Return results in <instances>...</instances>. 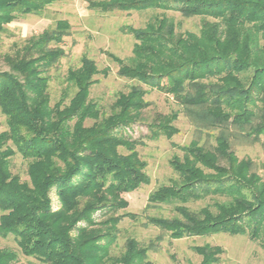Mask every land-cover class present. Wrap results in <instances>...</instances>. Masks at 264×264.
<instances>
[{
	"label": "trees",
	"instance_id": "16d2710c",
	"mask_svg": "<svg viewBox=\"0 0 264 264\" xmlns=\"http://www.w3.org/2000/svg\"><path fill=\"white\" fill-rule=\"evenodd\" d=\"M56 1L0 0V34ZM88 7L162 13L143 27H124L134 38L130 56L107 53L117 75L131 81L115 93L108 112L90 97L96 76L108 69L87 55L67 70L66 91L51 103L48 73L65 55L68 20L4 54L9 69L0 70V237L12 235L19 251L0 248V264H14L20 253L36 264H150L153 241L128 237L118 254L110 248L120 221L138 220L136 213H117L128 206L123 194L150 182L137 149L145 141L125 128L143 123L149 139H171L179 131L180 110L145 117V96L153 89L170 95L197 130L216 134L213 142L173 143L181 152L169 160L175 176L147 197V207L170 204L171 214L146 215L145 224L172 239L225 233L264 247V160L235 151L238 141L264 149V0H89ZM166 11L200 17L199 30L177 31ZM16 154L28 162V179L11 171ZM54 188L57 209L51 206ZM196 201L206 202L188 205ZM102 210L105 217L97 220L94 214ZM192 248L198 264H217L224 252L210 243Z\"/></svg>",
	"mask_w": 264,
	"mask_h": 264
},
{
	"label": "rangeland",
	"instance_id": "374dc122",
	"mask_svg": "<svg viewBox=\"0 0 264 264\" xmlns=\"http://www.w3.org/2000/svg\"><path fill=\"white\" fill-rule=\"evenodd\" d=\"M89 0H58L40 15L28 14L7 24L5 31L0 34V70H8L4 61V54L12 53L15 45H20L31 34H38L44 29L51 28L59 19H66L70 24L69 33L64 36L61 46L65 55L57 64L49 69V92L51 103L55 102L66 91L68 83L65 80L67 70L80 65L83 55L92 58L99 69L107 68L106 76L99 73L96 78L99 81L91 87L90 97L96 100L104 111H109V105L118 91H126L130 80L117 75L118 65L113 62L108 52L121 58L131 55L134 38L124 30L126 25L143 27L154 15L162 13L160 9L146 11H120L99 12L88 7ZM169 17L176 23V29L180 32H197L200 27V17H184L176 11H166ZM72 90L68 91V98ZM149 105L144 111L145 117L150 119L156 113H168L172 110H180L175 126L178 133L171 139L160 136L157 139H149L148 129L143 123H135L125 128V133L132 138H141L145 145L138 146V151L147 162L146 171L150 177L149 184H143L136 190L123 194L128 201V206L117 213L129 211L138 215V220L128 217L123 218L118 224L117 238L110 248L111 254H118L128 237H134L143 244L154 242L156 248L148 251L150 264H198L200 256L193 250L194 245L210 243L220 245L224 252L217 264H264V247L257 241H252L242 235H228L225 233L210 234L206 236H190L180 239H172L159 228L145 224L146 215L171 214L170 204H156L147 207L149 193L161 184H166L175 176L169 165V160L175 154L181 155L177 147L173 145L187 144L192 139H198L201 143L213 142L216 131L197 130L176 101L167 94L158 90H150L145 96ZM67 98V100H68ZM5 128V117L0 112V131ZM264 138V137H262ZM238 157H251L257 163L264 160V149L260 143L238 141L235 146ZM27 160L16 154L10 160L11 171L18 174L21 179H28ZM51 206L57 209L60 206L56 195V189L50 193ZM206 201H196L188 205L197 208ZM105 210L97 211L94 217L99 220L105 216ZM9 247L19 251L10 235L0 237V248ZM37 260L30 256L19 254L14 264H36Z\"/></svg>",
	"mask_w": 264,
	"mask_h": 264
}]
</instances>
